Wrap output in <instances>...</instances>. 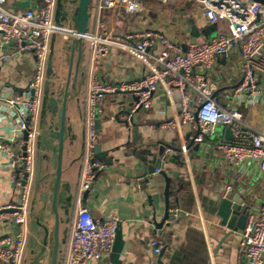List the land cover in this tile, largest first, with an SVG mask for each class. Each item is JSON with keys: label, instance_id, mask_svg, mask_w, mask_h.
<instances>
[{"label": "crops", "instance_id": "obj_1", "mask_svg": "<svg viewBox=\"0 0 264 264\" xmlns=\"http://www.w3.org/2000/svg\"><path fill=\"white\" fill-rule=\"evenodd\" d=\"M138 1L144 6L142 13L102 15L105 32L111 34L113 41L131 44L125 39L128 33L155 29L184 48L188 40L205 42L222 31V24L207 23L196 0H169L167 3L161 0ZM41 4L42 0L5 2V6L13 11L36 9ZM99 4L100 0H94L93 34L98 27ZM189 20L197 27L199 37L191 34ZM54 45L55 73L62 67L66 78L70 52L63 50L60 36L55 37ZM9 49L3 45L0 34V143L9 144L14 152L23 153L25 145L17 130L20 120L15 108L7 101L30 95V82L36 64L32 53L17 54ZM7 54L9 57L5 59ZM90 61L91 53L80 62H77L76 54L72 62V78L79 70L77 82L80 83L81 107L85 112L91 76ZM241 65L236 51L232 60L221 59L211 71L210 78L217 86L215 100L225 110L236 107L245 118L264 128L263 81L257 84V96L245 91L239 95L240 103L238 98L234 102L230 99L243 79ZM146 72L147 67L135 54L114 46L101 61L96 75L102 83L115 87ZM188 96L192 99L191 106H194L196 97L191 90ZM153 98L151 109L137 110L132 114L131 124L123 116L133 108L137 101L135 95L116 91L98 102L95 113L96 145H101V151L107 153L112 165L103 162L104 168L96 172L98 176L91 189L82 195L80 184L84 162L82 165L77 159L83 149L84 131L86 137V122L81 120L76 123L74 131L78 141L65 163L67 171L64 173V179L71 182L76 197L70 220L60 229L62 239L66 227L71 231L63 248L66 252L63 264H67L72 229L81 205L88 207L96 219L119 218L124 241L119 264H244L239 236L241 229L229 232L222 227L217 211L225 195L235 190L251 208V213H258L264 202V174L255 162L232 165L225 161L217 149V141L234 139L226 138L228 128H219L218 139L209 138L196 150V122L166 127V122L177 117L181 105L182 98L176 88L165 90L161 87ZM229 186L231 190L228 191ZM19 196L15 190L12 167L6 154L0 153V207L15 204ZM173 208L180 209V214L174 219L170 213ZM167 213L169 218L164 221ZM29 232L26 250L30 261V251L38 252L40 233L34 220L29 222ZM11 233L12 221L0 222V237ZM156 237L162 240V256L153 253L151 243ZM111 254L91 264H114ZM0 264L8 262L0 259Z\"/></svg>", "mask_w": 264, "mask_h": 264}, {"label": "built area", "instance_id": "obj_2", "mask_svg": "<svg viewBox=\"0 0 264 264\" xmlns=\"http://www.w3.org/2000/svg\"><path fill=\"white\" fill-rule=\"evenodd\" d=\"M167 3L169 0H161ZM0 0V34L2 43L17 54L32 53L35 57V72L27 98H12L7 102L14 107L20 123L18 132L25 145L23 153L14 152L9 144L0 143V153L6 154L15 179V190L19 192L20 204L0 207V211L17 209L0 215V222L10 219L13 233L0 237V259L8 264H23L29 237V203L34 182L35 150L42 106L44 80L51 37L57 31L54 25L56 0H42L38 8L13 11ZM202 16L212 25L226 24L225 32L215 37L196 42L188 40L185 47L178 46L164 33L155 29L133 30L125 36L127 42L113 41L105 32L102 15L115 13L132 15L142 13L144 6L138 0H100L97 31L91 37L90 86L86 111V153L80 184L81 195L90 190L97 179L96 172L104 168L101 160H96L93 150L95 134V113L99 101L116 91L136 96L130 113L123 116L128 124L137 110H149L154 95L164 87L178 90L181 105L177 117L165 123L168 128L189 125L196 122L194 142L201 144L207 139H218L219 128H229L233 140H218L217 149L227 163H257L264 174V128L245 118L236 108L223 109L215 100L216 83L210 73L221 59L232 60L237 51L242 61V82L234 89L230 99L234 102L239 95L248 91L258 95L257 84L264 82V3L251 0H196ZM135 54L147 67V72L123 82L119 86L102 83L97 78L101 61L112 47ZM8 59V54L4 56ZM189 90L195 95L194 106L188 96ZM240 103V100L238 101ZM26 133V138L24 134ZM248 140H247V139ZM246 139V140H245ZM231 190V187L227 188ZM69 243L67 264H91L100 262L113 251L119 218L116 216L96 219L86 206H80ZM171 218L180 214V209L171 210ZM241 252L244 264H264V202L258 213L248 215L245 228L240 231ZM154 255H160L162 240L156 237L151 243Z\"/></svg>", "mask_w": 264, "mask_h": 264}, {"label": "water", "instance_id": "obj_3", "mask_svg": "<svg viewBox=\"0 0 264 264\" xmlns=\"http://www.w3.org/2000/svg\"><path fill=\"white\" fill-rule=\"evenodd\" d=\"M251 1L264 3V0ZM55 8L54 25L57 31L50 42V51L46 63L47 69L35 150V177L28 211L29 222L34 220L40 231L38 252L30 251L31 258L29 261L26 250L23 264H27V262L28 264H63L65 261L66 252L63 248L69 240L71 231L66 227L62 239L60 229L62 224L68 223L70 220L76 197L71 182H66L64 179V173L67 171L65 163L78 141L74 131L76 123L81 120L86 122V112L81 107L83 102L80 100V83L77 82L79 70H77L76 77L72 78L71 74L75 55L77 54V62H80L83 57L91 53L92 22L95 12L94 0H56ZM189 23L191 34L199 37L200 33L197 27L190 20ZM57 36L63 40V50L70 52V68L66 78L63 75L62 67L58 73H55L53 59L56 46L54 40ZM83 137L85 138V140L83 139V149L77 159V161L82 162V165L86 157L85 131ZM24 138H26V133ZM226 138H233L229 128L226 130ZM198 148L199 144H196L195 149L198 150ZM93 155L96 160L99 159L107 165H112L107 153L101 151V145H95ZM17 204H20V200ZM218 208L217 215L222 227H226L229 232L245 228L251 208L235 190L229 191L225 195ZM17 211L14 208L6 209L0 211V215ZM168 218L169 213L166 214L164 221ZM117 229L111 254L114 264H119L118 258L123 250L124 242L119 224Z\"/></svg>", "mask_w": 264, "mask_h": 264}, {"label": "rangeland", "instance_id": "obj_4", "mask_svg": "<svg viewBox=\"0 0 264 264\" xmlns=\"http://www.w3.org/2000/svg\"><path fill=\"white\" fill-rule=\"evenodd\" d=\"M223 24H224V23H222L221 28H222V31L225 32V30L227 29V27H226V24H224V25H223ZM216 34H217V33H216Z\"/></svg>", "mask_w": 264, "mask_h": 264}]
</instances>
